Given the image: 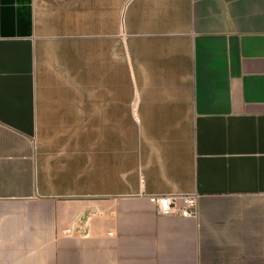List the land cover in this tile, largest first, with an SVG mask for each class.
Wrapping results in <instances>:
<instances>
[{
  "label": "crops",
  "instance_id": "crops-1",
  "mask_svg": "<svg viewBox=\"0 0 264 264\" xmlns=\"http://www.w3.org/2000/svg\"><path fill=\"white\" fill-rule=\"evenodd\" d=\"M0 264H264V0H0Z\"/></svg>",
  "mask_w": 264,
  "mask_h": 264
},
{
  "label": "built area",
  "instance_id": "built-area-1",
  "mask_svg": "<svg viewBox=\"0 0 264 264\" xmlns=\"http://www.w3.org/2000/svg\"><path fill=\"white\" fill-rule=\"evenodd\" d=\"M160 214L196 218L199 214V195L164 194L151 196Z\"/></svg>",
  "mask_w": 264,
  "mask_h": 264
}]
</instances>
